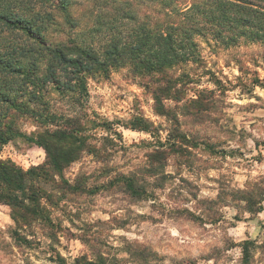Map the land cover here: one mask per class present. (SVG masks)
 <instances>
[{"label": "rangeland", "instance_id": "1", "mask_svg": "<svg viewBox=\"0 0 264 264\" xmlns=\"http://www.w3.org/2000/svg\"><path fill=\"white\" fill-rule=\"evenodd\" d=\"M74 1L75 27L57 7L44 5L54 18L46 40L85 41L101 50L108 30L92 27L108 11L93 0ZM148 11L139 7V15ZM194 41L198 58L167 70L179 80V92L163 102L167 115L154 109L157 75L130 65L86 75L78 100L77 91L59 94L46 84L45 101L63 117L45 126H75L77 120L87 139L62 177L79 188L61 187L57 176L37 179L52 196L50 203L40 199L48 220L25 225H16L1 202L0 264H73L77 258L95 264H264V198L257 213L232 194L252 190L258 202V188L264 191V43ZM134 116L146 118L151 131L123 127ZM33 119L18 114L14 123L33 134L43 129ZM177 139L180 150L171 147ZM0 159L27 170L42 164L45 152L15 136L0 147ZM246 240L255 247L243 261Z\"/></svg>", "mask_w": 264, "mask_h": 264}, {"label": "trees", "instance_id": "2", "mask_svg": "<svg viewBox=\"0 0 264 264\" xmlns=\"http://www.w3.org/2000/svg\"><path fill=\"white\" fill-rule=\"evenodd\" d=\"M93 1L108 11L92 27L104 25L108 30L101 50L85 41L54 45L46 40L44 30L54 18L44 5L57 7L66 22L75 27L77 23L69 9L74 0H0V147L22 136L45 152V161L27 170L11 160L0 159V203L9 206L16 225L48 220L40 199L50 203L52 196L36 185V180L52 182L55 176L62 179L64 169L87 146L77 120L73 122L75 126H45L57 125L58 117H63L51 110L49 99L45 101L46 84L51 83L59 94L77 91L74 98L78 100L80 90H85L86 75L106 76L112 67L130 65L137 71L157 75L161 85L152 92L154 109L167 115L164 100L172 92H179L175 87L179 80L167 70L198 58L195 37L205 42L214 40L224 47L235 46L240 40L264 43V0ZM140 6L149 7L151 12L139 15ZM18 114L34 118L33 122L43 129L22 133L14 123ZM100 125L110 128L111 123L102 121ZM123 127L151 131L149 121L142 116H134ZM181 144L182 140L177 139L171 147L178 150ZM161 154L152 153L158 162ZM59 185L69 191L79 188V184L70 185L64 179ZM127 188H132L131 180ZM258 193L256 202L252 190L232 191L237 200L247 204L249 212L257 213L262 210L263 188H258ZM15 237L27 240L17 231ZM253 246L254 241L241 243L243 261L249 259ZM73 264L95 262L77 258Z\"/></svg>", "mask_w": 264, "mask_h": 264}]
</instances>
